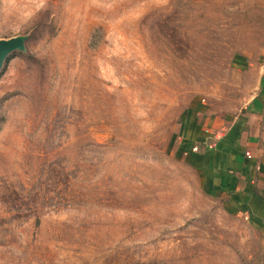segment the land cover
Instances as JSON below:
<instances>
[{
    "label": "rangeland",
    "instance_id": "rangeland-1",
    "mask_svg": "<svg viewBox=\"0 0 264 264\" xmlns=\"http://www.w3.org/2000/svg\"><path fill=\"white\" fill-rule=\"evenodd\" d=\"M0 264H264V233L180 151L237 110L264 0H0ZM254 58V59H255ZM252 88V86H251Z\"/></svg>",
    "mask_w": 264,
    "mask_h": 264
},
{
    "label": "crops",
    "instance_id": "crops-1",
    "mask_svg": "<svg viewBox=\"0 0 264 264\" xmlns=\"http://www.w3.org/2000/svg\"><path fill=\"white\" fill-rule=\"evenodd\" d=\"M254 58L236 64L251 78L240 107L187 114L179 147L202 185L264 233V50Z\"/></svg>",
    "mask_w": 264,
    "mask_h": 264
},
{
    "label": "water",
    "instance_id": "water-1",
    "mask_svg": "<svg viewBox=\"0 0 264 264\" xmlns=\"http://www.w3.org/2000/svg\"><path fill=\"white\" fill-rule=\"evenodd\" d=\"M29 34H19L0 39V72L9 56L14 52H28Z\"/></svg>",
    "mask_w": 264,
    "mask_h": 264
}]
</instances>
